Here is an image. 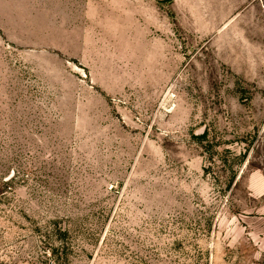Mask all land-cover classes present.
Segmentation results:
<instances>
[{
  "label": "rangeland",
  "instance_id": "1",
  "mask_svg": "<svg viewBox=\"0 0 264 264\" xmlns=\"http://www.w3.org/2000/svg\"><path fill=\"white\" fill-rule=\"evenodd\" d=\"M224 7L0 0V264H264V35Z\"/></svg>",
  "mask_w": 264,
  "mask_h": 264
},
{
  "label": "crops",
  "instance_id": "2",
  "mask_svg": "<svg viewBox=\"0 0 264 264\" xmlns=\"http://www.w3.org/2000/svg\"><path fill=\"white\" fill-rule=\"evenodd\" d=\"M225 5V17L228 19L234 17L235 19H241L243 25L248 23L249 29L246 34L242 36H261L264 35V0H223ZM231 12H240L231 13ZM246 26V25H245Z\"/></svg>",
  "mask_w": 264,
  "mask_h": 264
}]
</instances>
